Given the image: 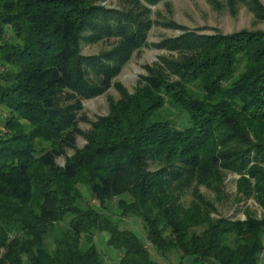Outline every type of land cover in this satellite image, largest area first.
Here are the masks:
<instances>
[{"label": "trees", "instance_id": "1", "mask_svg": "<svg viewBox=\"0 0 264 264\" xmlns=\"http://www.w3.org/2000/svg\"><path fill=\"white\" fill-rule=\"evenodd\" d=\"M106 1L0 0V264H264V32L162 23L181 34L152 45L167 55L129 93L114 79L147 46V6L169 0ZM239 5L264 21L257 0L223 8ZM110 88L118 99L80 131L82 103ZM227 174L263 215L213 217L199 188L220 203Z\"/></svg>", "mask_w": 264, "mask_h": 264}, {"label": "rangeland", "instance_id": "2", "mask_svg": "<svg viewBox=\"0 0 264 264\" xmlns=\"http://www.w3.org/2000/svg\"><path fill=\"white\" fill-rule=\"evenodd\" d=\"M221 7L216 8L208 0H169L159 2L155 6H147L150 10V20L152 26L147 33V46L134 52L131 59L122 68L118 76L114 79L129 93H132L138 78L144 75V66L153 65L159 56L167 55L164 51L153 48L152 45L158 44L165 38H175L181 34L179 29L165 28L162 23L172 22L177 27L190 31H197L202 35H213L219 33L229 35L242 30L261 31L264 32V21H255L252 14L243 6L239 5L236 13L231 15L226 8H223L225 0H215ZM264 7V0H257ZM107 9L118 10L121 5L119 0H108L102 3ZM111 41H102L94 44L82 43L81 54L83 56H97L102 52L109 50ZM118 99L117 92L110 88L106 93L98 97L86 100L82 103L81 114L85 116L87 122H79L77 127L82 132L90 129L91 122L98 117L107 114L108 98ZM82 137H78L75 142V148L81 149L84 146ZM66 156L73 154L72 150H66ZM65 158L59 157L56 163L59 167L64 164ZM238 177L236 175L227 174L223 182L224 199L217 203L212 192L204 187H200V193L208 200L212 201L216 208V214L213 217H221L230 220H244V210L254 214L256 217L263 215L262 210L254 203L252 199L238 202L235 200V183ZM84 195L85 191L82 190ZM86 196V195H85ZM190 200L189 196L184 198L185 204ZM127 228L133 229L135 234L142 239V231L138 230L137 224L127 221ZM100 238H103L102 240ZM96 242L99 253H104L106 247L104 244L105 235H100ZM110 253L109 251L107 254ZM155 264H177L175 258L170 257L162 260L153 255Z\"/></svg>", "mask_w": 264, "mask_h": 264}, {"label": "crops", "instance_id": "3", "mask_svg": "<svg viewBox=\"0 0 264 264\" xmlns=\"http://www.w3.org/2000/svg\"><path fill=\"white\" fill-rule=\"evenodd\" d=\"M176 261V260H175ZM177 262V261H176ZM193 263V260L192 259H189V258H184L182 261H181V264H192ZM204 264H216L212 261H205Z\"/></svg>", "mask_w": 264, "mask_h": 264}]
</instances>
